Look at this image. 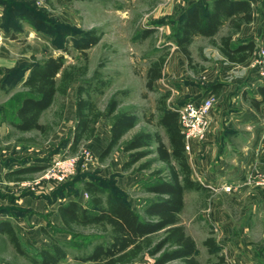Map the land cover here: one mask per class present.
Here are the masks:
<instances>
[{
	"label": "rangeland",
	"instance_id": "374dc122",
	"mask_svg": "<svg viewBox=\"0 0 264 264\" xmlns=\"http://www.w3.org/2000/svg\"><path fill=\"white\" fill-rule=\"evenodd\" d=\"M24 1L33 3L35 9L40 13V18L45 19L41 24L42 27H47L48 29L37 31L33 24L21 20L19 24L21 29H16V38L9 36L2 38L1 36L3 35H1L0 73H2L3 68H12L19 63L31 61L32 56H35L38 60H43L49 55L55 57L63 55L66 67L68 69L75 67L76 74L74 81L68 88L64 108L63 96L59 94L54 105L44 112L42 121L52 128L48 139L39 131L22 133L12 128L5 140L6 142L0 144V160L6 162L9 159H16V162L8 171L22 168L24 165L19 162V159L27 157H29L28 160L32 164L46 165L41 171H33L18 176L21 179L19 182L14 181L19 179L17 176L13 178L14 180L8 181L0 178V208L10 209L15 215L21 214L17 217H21L28 225L25 232L29 236L27 237V234L25 235L23 231L21 232L18 229L21 247L29 255L24 256L18 252L9 235L6 232H0V264H33L29 257L37 256L43 247L49 245L46 235L43 234L41 229H37L41 225L47 227L51 232H53V228L59 229L58 231L60 232L57 233L60 236H58L69 242L73 240L77 243H83L81 236L106 235L104 232L99 231L97 227H77L75 232L80 236L75 238L72 234L65 232L62 229V225L59 226L55 223L54 209H57V205L61 200L55 201L54 191L71 182L74 177L82 172H90L104 178L110 176V168L106 171L105 169L112 163L117 152L122 155L119 152L121 147H117L109 157L101 161L99 156L97 157V152L93 146L94 142L91 139L85 141L77 153H70L67 146H61L60 140L70 134L74 128V124L69 123L65 119V112L68 104L77 101L78 88L80 86L84 90L83 97L91 98L97 105L98 110L103 112V116L99 120L102 125L101 130L112 121L111 117L106 116V110L110 101L115 98L119 102L120 110L134 111L140 117L138 125L129 132L127 137L137 131L146 130L159 132L166 140L165 129L159 124L160 102L165 99V104H168L169 99L165 98V95L169 91V85L174 88L175 92L179 91V87L172 82L174 79L166 71H164L165 77H163L164 79L160 82L159 87L156 86L153 90H150L147 87V81L148 70L155 61L161 57L165 58L164 69L170 63L169 57L173 47L172 43L174 42L171 40L174 31L170 24V19L175 21L179 18L184 8L182 0ZM160 20H163L164 23L157 22ZM91 29L98 31L101 35V40L87 50L88 60H86L81 51L77 49L74 39H80ZM152 29L154 30L153 34L151 33L150 36L145 37V31ZM50 30L53 31L51 35L46 33ZM207 44H211V42L203 38L195 42V65L190 66L192 75H198L204 67L210 66V62L202 59L203 55L201 53V48ZM61 75L62 72L58 74L59 81ZM191 77L192 79L194 78V76ZM6 90L8 89L6 88ZM6 90L0 91V104L6 103L10 95L12 96L15 92L21 91L22 88L19 85L9 92ZM210 94L213 93H208L207 95ZM215 95L218 97L217 94ZM173 103L171 102V104ZM62 109L63 115H60ZM57 149H59V152L51 155ZM49 155H51L49 157L51 160L48 164L36 162L40 157H48ZM70 157H78L79 160L75 172L68 178L66 183L56 184L46 182V178L41 179L48 171L56 168V160ZM120 158L127 160L126 156H121ZM148 161H152L151 168L139 173L140 182L134 184L133 187L122 185L124 190L126 189L125 191L132 205L138 211L143 205V200L147 201V199H150L145 188L149 181L154 179L153 172L163 169L164 173L162 176L167 175L169 173L167 164L160 161L157 154L153 153L128 171L123 172V174L112 172L113 174H119L117 181H121L123 175L134 176L132 175V169H136L142 163ZM5 171L4 165H0V176L4 175ZM261 175L260 172L254 171L251 183L256 186H262L257 184ZM74 187L80 191L83 186L82 183H78ZM24 192L30 193L29 197L22 196ZM80 197V201L83 202L87 199L85 194L82 198ZM204 199L203 195L193 193L188 198L190 209L197 206V211H199V208L202 209L205 205ZM226 202L237 222L234 230V233H237H233L234 235L230 236V240L234 245L240 243L236 241L245 239L243 228L247 220L253 222L255 226L253 233L257 242H264V238L259 234L261 224H264V215L251 213L241 217L240 212L247 204L244 199L235 195L230 194ZM13 214L8 216L16 217ZM195 219H198L201 228L209 237H213L217 241H221L225 237L220 227L206 224L204 219H200L199 214H196ZM26 224L24 223L25 226ZM199 230L202 231L201 229ZM79 245L82 244L80 243ZM261 247V245L254 247L256 253H261ZM90 248V246L87 247L88 250ZM202 249L203 251L198 253L201 264H212L217 262L221 256H224L222 247L216 253H211L209 250L207 252L206 248ZM83 253H85L83 246H69L70 255L60 264H93L92 262L83 263L75 258ZM152 261V257L145 252L130 264H152ZM176 263L172 262L169 264ZM224 264H229L226 258Z\"/></svg>",
	"mask_w": 264,
	"mask_h": 264
},
{
	"label": "trees",
	"instance_id": "16d2710c",
	"mask_svg": "<svg viewBox=\"0 0 264 264\" xmlns=\"http://www.w3.org/2000/svg\"><path fill=\"white\" fill-rule=\"evenodd\" d=\"M0 4L5 6L3 27L8 32L12 31V38H16V29H21L19 28L21 20L33 24L37 31L48 29L42 27L41 24L45 19L40 18V13L35 9L32 2L0 0ZM241 14L243 15L238 18V21H252L253 14L249 0H215L212 8L209 5L204 6L198 1L182 10L177 20L172 21L170 19L174 31L171 40L176 42L188 58L191 66L190 45L194 38L198 35L213 38L224 23L223 17L240 16ZM157 22L164 23L163 20ZM52 32L50 30L46 33L51 35ZM153 32V29L147 30L144 35L148 37ZM74 40L77 49L88 60L87 50L100 42L101 35L96 29H91L80 39ZM222 41L227 47L229 38H223ZM250 45L252 51L256 46L255 42L251 41ZM224 51L232 61L245 58H238L236 50L231 51L234 54L225 49ZM164 64L165 58L161 57L149 68L148 89L153 90L155 81L164 76ZM61 72L59 81L58 74ZM75 74L76 68L68 69L63 55L57 57L49 55L43 60H38L32 56L31 61L19 63L8 69L1 82L0 90L3 91L7 88L6 91L9 92L17 87L20 81L23 79L24 81L21 85V91L15 92L6 103L0 104V125L7 123L22 133L39 131L48 139L52 128L48 124L41 123V116L54 105L59 94L63 96L64 108L65 97L69 86L74 81ZM210 88L212 89L213 86L208 87V89ZM259 91L264 98V85L259 87ZM83 93V87L80 86L76 101V125L70 134L60 140L61 146H67L70 153H77L85 141L94 137L97 129L96 124L103 116V112L98 110L95 102L91 98L83 97ZM167 97L168 93L165 95V98ZM163 100L160 102L159 124L166 129L169 145L164 142L159 132L146 130H140L131 138L124 140V136L138 125L140 118L134 111L120 110L118 100L113 98L106 110V116L112 118V137L108 146L99 156L102 161L109 157L117 147H121L122 152L128 155V160L122 166L123 172L128 171L153 153L157 154L160 161L167 164L169 173L162 176L163 169L154 171V179L146 185V191L155 195L145 205L147 218H143L140 213L133 209L127 192L118 185L117 176L119 174H112L104 178L90 172L79 173L71 182L66 183L65 181L66 184L53 193L55 201L61 200L58 212L62 220V229L75 238L80 236L75 232L77 227H97L106 235L81 236L84 242H80L82 245H79L80 243L73 240L69 243L58 240L56 234L60 232L59 229L53 228V232H51L47 227H42V232L48 238L50 245L43 247L38 252L37 257H31L33 264H59L67 258L69 246L72 245L75 247L83 246L85 253L75 257L83 263L129 264L146 252L152 257V264H169L172 262H177L176 264H201L197 257L196 241L187 233L185 226L180 223V213L184 208L185 192L199 190L203 187L199 182L192 179V169L186 156L179 113L167 108L165 99ZM60 115H63V109L60 111ZM58 152L59 149L53 151L51 155ZM51 155L40 157L36 161L41 164H48ZM28 158L19 159V162L24 166L12 171L8 177L16 178L17 176L19 178L17 180H21L18 176L33 171H41L46 166L27 165L30 163ZM174 161L176 165L173 163ZM11 162H16V159H9L5 164ZM151 164L152 161H148L132 170L133 172L147 170L151 168ZM78 183H82L83 186L80 191L74 187ZM82 190L89 195V199L84 203L78 200ZM29 194L24 192L22 196ZM21 212L23 213V211ZM0 214L12 215L13 212L7 208H0ZM19 215L13 214L16 217ZM8 225L9 222L0 221V226L8 228L10 227ZM9 234L18 251L26 254L12 229H10ZM205 245L211 253L221 250L213 237H208L205 240ZM88 246L91 247L89 250L87 249ZM224 263L225 257L221 256L217 262L212 264Z\"/></svg>",
	"mask_w": 264,
	"mask_h": 264
},
{
	"label": "crops",
	"instance_id": "0c3cea01",
	"mask_svg": "<svg viewBox=\"0 0 264 264\" xmlns=\"http://www.w3.org/2000/svg\"><path fill=\"white\" fill-rule=\"evenodd\" d=\"M198 1L204 6L209 5L210 8L214 6L215 2V0H182V6H184L183 10ZM249 1L252 7V21H238V18L243 14L240 16L223 17L224 23L213 38L202 35H198L194 38L193 43L190 45L192 54L191 67L195 65V42L201 38L211 42V44L203 46L201 48L202 50L200 49L203 55L202 59L210 62V66L204 67L202 72L198 75H192L188 58L174 41L169 57L170 63L166 65L165 69L163 68V77H165L164 71L168 72L171 78L174 79L172 82L179 87L178 92H175L171 85L168 87L169 91H167V98L169 101L166 107L169 109L177 111V108L183 106V104L188 101L203 98L208 93L218 95V97L215 95L218 102L212 110V122L205 138L191 139L189 149L186 147V140L184 138L187 160L192 169V179L199 182L203 188L185 192L184 208L180 213V223L185 226L187 233L196 241L198 253L203 251L202 248H206L208 252L209 249L205 245V240L209 236L206 235V232L201 228L198 219H195L196 214H199L200 219H204L206 224H213L218 228L220 227L225 237L221 241L215 239V242L219 247H222L224 256L229 264H264V242H257V239L254 237L253 232L255 226L253 222H249V220L245 221V227L243 228V236L245 239L236 241L240 242L238 245H234L230 240V236L234 233L237 222L231 214V210L226 202L230 194L235 195L244 199L247 204L240 212L241 217L251 213L264 215V186H256L251 183L254 171L264 175V98L259 91V87L264 85V80L252 67L258 47L264 45V0ZM4 14L5 6L0 4V36L3 35L1 36L2 38L4 36L12 37V31L8 32L3 27ZM223 38H229L227 47L222 41ZM251 41H254L256 45L252 51L250 47ZM224 49L229 53L239 49L236 54L237 57L245 58L243 60L232 61L225 54ZM10 68L11 67L2 69L3 71L0 73V86L5 78L7 69ZM190 75L194 76V78L192 79ZM163 77L155 81L154 87H159L160 82L164 79ZM23 81L24 79L18 83V86H21ZM209 86H213V88L208 89ZM10 98L11 95L9 99ZM171 102L174 103L171 104ZM258 102H260V104H257ZM65 113V119L69 121V123H73L75 127L77 122L76 102L68 104ZM43 115L44 113L40 119L41 123H43ZM160 115L161 113L159 110V118ZM101 126L100 121H98L96 124L97 129L95 136L91 138V141L94 142L93 146L95 148L94 150L97 152V157L100 156L102 151L108 146L112 137L111 121L109 124H106V127L102 130ZM162 127L165 129L164 126ZM11 130L12 127L7 123L0 125V144L6 142L5 140ZM129 132L124 136V140L131 138V136L136 133L127 137ZM163 140L169 145L168 136L167 140L164 137ZM119 152H121L122 155L117 152L112 163L105 169L106 171L110 168L111 175L114 172L123 174L122 166L128 160V155L123 153L122 149L120 150L119 148ZM121 156H126L127 160L125 161L120 158ZM0 161L2 162L0 165H4L6 169L4 175L0 176V178L4 181L14 180L8 177V174L20 168L8 171L15 162L5 164L4 160ZM173 163L176 165L175 161ZM27 165L35 164L31 162ZM142 171L132 172L134 176L123 175L121 181H118V185L123 190L124 185L133 187L134 184L140 182L138 175ZM14 181L19 182L20 180ZM146 193L149 194L150 199H147V201L143 200L140 211H138L130 201L133 209L140 213L143 218H147L145 213L146 203L152 200V196L155 197L151 192L146 191ZM193 193L201 194L205 197V205L202 209L199 208V211L196 209L198 206L192 209L189 207L188 198ZM84 194L87 196L85 200L87 201L89 195L84 190L81 191L80 198H82ZM25 197H29V195ZM78 200L80 201V199ZM80 202L84 203L83 201ZM59 204L54 211L56 216L55 223L60 226L62 225V220L58 212ZM0 221L9 222V230H7L8 228H6V226L5 228L0 226V232H6L9 237L10 229H12L18 239V229H20L21 232L23 231L25 235L27 234L25 231L28 225L21 217H9L7 214H0ZM42 227L43 225L37 227V229L39 228L42 230ZM260 230L259 234L264 238V224H261ZM236 233L237 232L234 234ZM58 235L57 233L56 238L58 240L69 243V241L61 239L59 237L60 235ZM26 236L29 237L28 234ZM260 245L262 246L261 253L258 254L254 247ZM19 253L24 256H29L26 251V254L22 252ZM69 255L68 250V256ZM31 257H29L30 260Z\"/></svg>",
	"mask_w": 264,
	"mask_h": 264
},
{
	"label": "built area",
	"instance_id": "2783aa9c",
	"mask_svg": "<svg viewBox=\"0 0 264 264\" xmlns=\"http://www.w3.org/2000/svg\"><path fill=\"white\" fill-rule=\"evenodd\" d=\"M252 67L257 74L264 80V45L258 47L253 59ZM215 95L210 94L197 100L186 103L177 108L179 113V122L181 131L186 140L187 149L190 148L191 139H204L211 126L212 110L216 105ZM78 157L58 159L55 161V167L48 171L41 179L46 178V182L62 183L75 172L78 165ZM257 184L264 186V176L259 177Z\"/></svg>",
	"mask_w": 264,
	"mask_h": 264
}]
</instances>
